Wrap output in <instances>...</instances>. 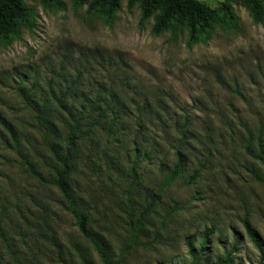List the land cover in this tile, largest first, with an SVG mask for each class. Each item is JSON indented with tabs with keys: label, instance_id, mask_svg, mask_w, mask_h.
<instances>
[{
	"label": "rangeland",
	"instance_id": "obj_1",
	"mask_svg": "<svg viewBox=\"0 0 264 264\" xmlns=\"http://www.w3.org/2000/svg\"><path fill=\"white\" fill-rule=\"evenodd\" d=\"M24 1L34 28L24 29L11 45L0 44V116L19 128L26 157L0 146V264H104L54 185L44 131L31 128L36 123L23 97L58 92L78 73L86 91L85 78L105 82L98 67L87 69L80 46L125 53L131 97L166 112V139L159 128L144 131L136 184L132 126L112 145L105 139L98 147L85 145L72 176L78 209L107 241L115 262L192 264L191 243L204 249L201 264L225 257L231 264H264L244 226L249 221L264 239V165L229 131L264 117V20L254 22L242 0H229L237 27H218L210 42L188 48L185 34L154 35V18L142 23L139 7H129L128 0L121 1L111 26L73 0H62V9ZM200 1L216 7L228 0ZM184 126L194 134L186 149L188 166L166 184L176 164V130ZM155 132L165 152L153 162Z\"/></svg>",
	"mask_w": 264,
	"mask_h": 264
},
{
	"label": "trees",
	"instance_id": "obj_2",
	"mask_svg": "<svg viewBox=\"0 0 264 264\" xmlns=\"http://www.w3.org/2000/svg\"><path fill=\"white\" fill-rule=\"evenodd\" d=\"M121 1L73 0V5L75 7L88 5L89 15H98L111 26L121 9ZM42 2L48 9L63 8L62 0ZM128 2L131 8L139 7L142 23L154 18L152 27L154 35L167 32L185 34L188 48L210 42L218 27L230 30L238 25V17L229 0L216 7H211L200 0H128ZM242 3L254 22L261 23L264 20V0H242ZM34 25V15L24 0H0V44L11 45L21 37L24 29L30 30ZM77 50L86 61L87 69L98 67L105 82L96 85L91 78H85L88 85L86 91L81 87L84 75L78 73L74 80L68 81L58 92L51 91L48 95L37 98L29 91L23 92V97L29 105L28 109L32 111V120L36 123V126L31 128L44 131L46 145L53 161L54 185L76 218L80 233L92 245L104 264H117L110 253L107 241L93 231L88 216L78 209L77 195L71 186L72 176L77 170L78 160L83 156L81 151L85 145H96L97 141L102 139L106 140L107 146L112 145L115 140L124 139L125 133L131 132V128L134 127L137 132L133 142L134 161L131 173L136 184L138 167L142 162L140 158L144 154L142 146L144 131L149 126L159 128V132L166 139L169 134L161 122L166 112L159 104H152L147 100L139 103L131 97L129 86L125 85L131 80L128 77L130 66L124 57L125 53L112 52L98 46L94 48L80 46ZM134 88L132 87V91H135ZM229 131L231 138L236 136L239 139L248 156L264 165V117L258 118L254 126L243 127L241 131L230 128ZM176 133L179 134L177 146H172L176 164L169 173L166 184L184 173L188 166L186 149L194 138L193 131L187 126L180 131L176 130ZM138 137H141L139 143ZM153 138L150 152L155 156L153 162H156L157 154L165 151L164 147L157 143V139H160L158 133L155 132ZM0 146L26 158L22 152L24 145L19 128L3 116H0ZM28 168L40 177L33 164L29 163ZM195 178L196 176L192 177L193 180ZM153 204H156L155 200ZM244 226L264 261V239L249 221H245ZM188 245L192 264H201L204 249H195L191 243ZM212 264L231 263L230 259L225 257Z\"/></svg>",
	"mask_w": 264,
	"mask_h": 264
}]
</instances>
